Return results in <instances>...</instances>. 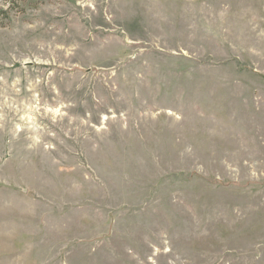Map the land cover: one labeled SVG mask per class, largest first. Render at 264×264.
<instances>
[{"label":"rangeland","instance_id":"374dc122","mask_svg":"<svg viewBox=\"0 0 264 264\" xmlns=\"http://www.w3.org/2000/svg\"><path fill=\"white\" fill-rule=\"evenodd\" d=\"M0 264H264V0H0Z\"/></svg>","mask_w":264,"mask_h":264},{"label":"trees","instance_id":"16d2710c","mask_svg":"<svg viewBox=\"0 0 264 264\" xmlns=\"http://www.w3.org/2000/svg\"><path fill=\"white\" fill-rule=\"evenodd\" d=\"M4 1H6V2H7V1H9V0H4Z\"/></svg>","mask_w":264,"mask_h":264}]
</instances>
